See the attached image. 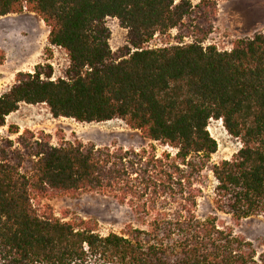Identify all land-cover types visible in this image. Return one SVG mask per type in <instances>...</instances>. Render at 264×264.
<instances>
[{"label":"trees","instance_id":"obj_1","mask_svg":"<svg viewBox=\"0 0 264 264\" xmlns=\"http://www.w3.org/2000/svg\"><path fill=\"white\" fill-rule=\"evenodd\" d=\"M202 0H0V17L29 12L49 28L48 48L68 60L65 75L19 72L0 94V127L21 103L45 104L54 118L80 123L121 120L149 142L173 150L96 148L79 141L51 145L50 135H0V264H264V237L235 234L215 214L196 215L195 181L217 149L207 130L221 120L241 147L212 165L214 210L235 225L264 219V31L230 48L201 39L149 47L195 12ZM127 29L114 55L105 19ZM0 52V62L3 60ZM43 75V77L41 76ZM9 134L18 129L9 127ZM97 193L127 203L134 222L101 235L89 220L40 214L57 195Z\"/></svg>","mask_w":264,"mask_h":264},{"label":"rangeland","instance_id":"obj_2","mask_svg":"<svg viewBox=\"0 0 264 264\" xmlns=\"http://www.w3.org/2000/svg\"><path fill=\"white\" fill-rule=\"evenodd\" d=\"M194 7L202 0H188ZM216 3L214 15L207 21L196 12L189 16L177 28L163 35H157L148 43L149 47H161L179 43H188L201 39L196 27L210 34L203 40V45L213 44L219 50L230 48L234 39L250 37L256 32L264 31V0H208ZM105 25L109 30V46L114 55L124 50L127 43V29L120 26L116 18L108 17ZM49 28L40 18L29 12L0 17V94L13 83L19 72H48L52 67L53 77L64 76L68 61L59 48H48ZM43 77V75H41ZM9 127L18 129L17 134H9ZM24 130L50 135L51 145L57 146L61 141H79L96 148L105 146L150 150L155 153L173 152L172 149L157 142H149L139 131L130 129L121 120L114 119L101 123H80L70 118H54L45 104L30 105L21 103L17 111L5 118V125L0 127V135L15 141ZM207 130L217 143L216 151L209 158L206 166L197 177L194 186L201 188V197L197 199L196 215L203 219L215 214L219 220L231 226L235 234H241L248 240L256 241L264 237V219L252 216L243 219L239 225L231 221L229 215L214 210V188L216 182L210 168L222 160H230L241 147L238 139L224 129L221 120L211 119ZM38 212L51 213L64 221L82 219L91 221L96 232L106 235L119 233L125 225L134 222L131 207L120 204L115 199L97 193H77L57 195L36 204Z\"/></svg>","mask_w":264,"mask_h":264},{"label":"built area","instance_id":"obj_3","mask_svg":"<svg viewBox=\"0 0 264 264\" xmlns=\"http://www.w3.org/2000/svg\"><path fill=\"white\" fill-rule=\"evenodd\" d=\"M208 44H209V43H208ZM67 61H68V60H67ZM68 64H69V63H68ZM60 77H62V76H60ZM51 78H52V79H55V78L53 77V74H52Z\"/></svg>","mask_w":264,"mask_h":264}]
</instances>
